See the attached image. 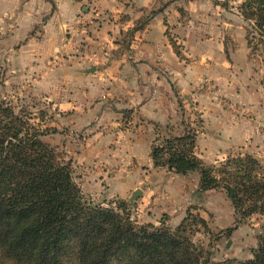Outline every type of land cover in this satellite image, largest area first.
Segmentation results:
<instances>
[{
	"label": "crops",
	"instance_id": "1",
	"mask_svg": "<svg viewBox=\"0 0 264 264\" xmlns=\"http://www.w3.org/2000/svg\"><path fill=\"white\" fill-rule=\"evenodd\" d=\"M85 1L57 5L65 10L61 24L67 26L69 20L72 33L64 47L83 53L72 63L79 87L57 105L68 110L71 123L88 128L77 163H104L115 175L99 176L87 187L86 180L84 191L101 193L106 184L111 195L112 189L121 197L132 193L139 187L136 180L151 175L141 171L153 164L151 146L159 128L177 134L194 130L197 152L229 150L249 140V101L262 102L249 81L254 70L242 25L237 44L225 47L221 15L211 16L205 9L213 4L210 0H173L135 29L138 19L157 9L160 0H90L94 11ZM79 8L85 12L82 17L76 16ZM77 20L85 25L75 24ZM199 20L211 24L201 27L195 23ZM167 28L182 38L181 52L173 47ZM206 36L208 43H201L200 37ZM87 39L90 50L82 51L79 40ZM259 105L254 111L258 118L263 112Z\"/></svg>",
	"mask_w": 264,
	"mask_h": 264
},
{
	"label": "rangeland",
	"instance_id": "2",
	"mask_svg": "<svg viewBox=\"0 0 264 264\" xmlns=\"http://www.w3.org/2000/svg\"><path fill=\"white\" fill-rule=\"evenodd\" d=\"M160 1L158 8L146 11L133 29L141 26L151 14L160 11L162 6L173 0ZM210 1L213 4L206 5L205 9L211 16L216 14L219 18L221 15V40L225 47L237 44L235 41L238 31L241 32V25L249 46V24L241 15L243 0ZM59 2L64 3V0H0V101L9 103L15 113L22 114L29 122L46 131L41 136L42 140L56 149L60 160L71 165L74 180L80 186L86 201L105 207L112 205L118 210L125 207L137 224L152 223L157 227L175 228L186 218L189 222L188 234L208 252L210 263L249 264L258 247L262 216L253 214L239 223L229 235L225 234L224 230L235 223L233 205L224 188L201 189L198 170L181 174L169 169L167 165L152 164L144 167L141 174L151 175L148 179L142 176V179L136 180L139 184L137 188L142 193L133 202L129 201L131 193L121 197L113 194L116 189H112V195L106 192L105 189L110 187L106 184L101 193L98 190H95V194L83 190L82 185L86 180V187L88 184L91 186L99 176L111 177L115 175V171L104 163H77L76 156L83 148L88 128L77 126L76 122L71 123L68 110H59L57 105L60 100L69 99L71 94H75V88L79 87L72 63L76 57L83 56V53L71 52L70 48L64 47L63 43H68L72 33L69 20L67 26L61 24L66 17L65 10L57 6ZM89 3L92 1L86 0L83 4L94 11L96 7ZM180 11L189 14L190 10L181 8ZM84 13L81 8L76 16L82 17ZM233 14H237L240 19ZM84 21L77 20L75 24L82 25ZM184 22L190 26L193 23L188 18ZM195 23L205 28L211 24L207 20ZM168 29L169 40L175 50L181 52L185 46L182 38ZM82 31L78 29V32ZM232 32L234 33L230 34ZM251 36L253 45L256 37ZM209 39L207 36L200 37L203 44H207ZM87 42L88 39L79 40L78 47L82 51L90 50ZM249 50V61L254 70L249 81L261 95L262 106L259 101H249L251 134L245 144L229 150L205 149L197 152L194 148L195 155L206 166L218 168L229 157L246 154L256 157L264 166V62L259 47ZM258 105L263 108L260 118L254 112H258ZM254 118L258 122H253ZM159 131L154 143L172 135L183 134L163 128H159ZM191 131L194 132L192 129ZM194 134L196 137L197 134ZM161 162H165V157L161 158Z\"/></svg>",
	"mask_w": 264,
	"mask_h": 264
},
{
	"label": "trees",
	"instance_id": "3",
	"mask_svg": "<svg viewBox=\"0 0 264 264\" xmlns=\"http://www.w3.org/2000/svg\"><path fill=\"white\" fill-rule=\"evenodd\" d=\"M241 15L249 24V47H259L264 62V0H243ZM44 134L0 101V264H212L188 234L186 218L175 228L137 224L125 207L86 201L71 165ZM194 148L191 129L166 137L151 146L153 164L181 174L198 170L201 189L224 188L235 213L227 235L253 214L262 216L249 264H264V166L246 154L213 168Z\"/></svg>",
	"mask_w": 264,
	"mask_h": 264
},
{
	"label": "water",
	"instance_id": "4",
	"mask_svg": "<svg viewBox=\"0 0 264 264\" xmlns=\"http://www.w3.org/2000/svg\"><path fill=\"white\" fill-rule=\"evenodd\" d=\"M93 70V68L91 69ZM142 193V190L140 188H136L135 190H133V192L131 193V196L129 198L130 202H133V200L139 196Z\"/></svg>",
	"mask_w": 264,
	"mask_h": 264
}]
</instances>
